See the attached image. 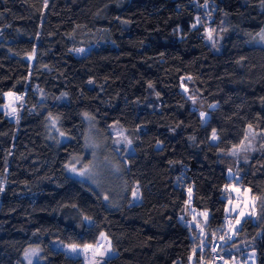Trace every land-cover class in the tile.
<instances>
[{"label": "trees", "instance_id": "obj_1", "mask_svg": "<svg viewBox=\"0 0 264 264\" xmlns=\"http://www.w3.org/2000/svg\"><path fill=\"white\" fill-rule=\"evenodd\" d=\"M263 28L264 0H0V106L22 97L16 121L0 112V264H26L30 248L37 264H87L67 246L101 233L115 253L104 264H201L221 236L218 264L251 250L264 264V140L247 161L229 154L249 125L264 133V46L249 44ZM185 79L200 105L181 92ZM86 118L102 140L118 124L132 142L107 193L67 171L85 157ZM229 172L263 200L235 235ZM189 189L208 214L203 233L181 220Z\"/></svg>", "mask_w": 264, "mask_h": 264}, {"label": "rangeland", "instance_id": "obj_2", "mask_svg": "<svg viewBox=\"0 0 264 264\" xmlns=\"http://www.w3.org/2000/svg\"><path fill=\"white\" fill-rule=\"evenodd\" d=\"M199 24L200 22L197 20L195 26L197 27ZM210 30L212 32L211 40L208 38V33ZM261 32H264V28ZM204 34L206 36V42L209 45L214 46L215 44H217L219 30L216 27V25L213 27L208 26ZM249 44L253 46H264V41H261L258 35L257 37H254L249 42ZM81 49H83V51H79ZM90 49H91L90 47L78 48L73 50V54L76 57H84L90 52ZM181 92L186 97L192 98L193 101L197 103V105L201 104L200 97L193 92L189 79L184 80V83L181 87ZM14 96L21 97L20 95H16V94H14ZM4 97H5V102L2 106H0V112H3L7 116V118H9L11 121L14 122L17 119V114L22 99L13 100V98H10L7 94ZM10 103H12V107L16 108L15 114L12 113V109L10 107H6V105H9ZM202 113L206 114L205 112ZM208 117L209 115L206 114L203 117L201 116V119L203 122H206ZM86 125H87V130L85 137V157L73 159L68 166V170H67L68 174L75 179H78L86 184H89L91 187H93L98 191H101L102 193L113 191L116 188H118L117 183L119 181L118 179H120L119 177L121 175V170L123 168L122 161L125 160L123 157L130 154L133 150L132 142L131 144L128 143L130 138L128 137L126 131L123 128H121L118 124H115L109 128L110 141L107 140L105 141L100 138L93 122L89 118H86ZM49 132L52 140L58 143L64 142L66 140L64 135H61V131L58 127V123L54 119H50ZM125 137L127 139H125ZM245 137H247V139H244L242 141V143L244 144V149L238 150L235 155H230L232 157H235L239 162L242 160L247 161L249 158L252 157V155L261 152V149L263 148L262 144L264 140V133L260 131H256L252 127L251 129H249L248 127L246 130ZM211 142L214 144L217 142V139L214 140L211 136ZM235 148L238 149L239 146ZM233 149L231 150V152L233 151ZM84 165H88L89 167H91L92 172L94 173L91 179L81 177L77 175V173L72 172L70 170V168L74 166L76 167L77 172H79ZM228 178L229 180L232 181V184L231 186L225 189V198L227 199L226 215L229 218L230 217L233 218V220H231L232 222L231 229H233L236 232L240 228L242 221L246 217H249L248 215H245L243 218H240V223L238 225L235 223L236 219L239 218V212L242 209H244L245 199L246 197H253V196L251 195V192L250 193L247 192L248 189H244L239 185V177L236 176L234 172H229ZM233 187L239 188L240 191L239 192L232 191ZM189 190H191V200H189ZM189 190L187 192V202L184 206L181 220L184 224L195 227L199 231V233H203L204 232L203 227L206 225L205 223L206 219L204 216L200 215L199 213H197L196 210L192 208L191 203L193 199V190L192 189ZM135 191H137L139 194L138 190ZM133 200L135 203H138L140 201V194L138 195V198L135 199L133 198ZM262 203L263 200L260 199L256 200L257 210L260 208ZM248 210H251L250 206ZM254 216H256V214ZM254 216H250V217H254ZM193 217H195V219H193ZM85 221L87 224L92 223L90 219H87ZM196 223H202V225L200 226L199 224ZM201 229H203V231H201ZM229 229H227V233L231 235L232 231H230ZM60 245L61 243L59 242L53 243V246L55 248H59ZM30 249H34V248H30ZM239 251L240 249L238 248L236 251L237 254L239 253L238 256L242 255V253H240ZM253 252L255 253L254 257L252 255ZM39 254L36 256H29V257L25 256L24 259L25 263L29 264V259H31L32 264H37L39 262ZM114 254L115 253L113 252V250L112 252L108 253V255L104 257V262L107 259L113 257ZM256 256H257L256 251L251 250L250 252L247 253L246 262H241L238 261L237 258H233L234 261H230L228 264H257Z\"/></svg>", "mask_w": 264, "mask_h": 264}, {"label": "snow or ice", "instance_id": "obj_3", "mask_svg": "<svg viewBox=\"0 0 264 264\" xmlns=\"http://www.w3.org/2000/svg\"><path fill=\"white\" fill-rule=\"evenodd\" d=\"M207 4L204 5L205 8H207ZM197 20H199V17H197ZM193 27H195V25H193ZM259 37L261 41H264V32L259 33ZM208 38L211 40L212 39V32L211 30L208 33ZM79 51H83V49L79 50ZM189 79H191V77H189ZM187 90V89H185ZM7 95L10 98H13V100H20L22 99V97H18V96H14L13 93H7ZM6 107H10L12 109V113L15 114L16 113V108L12 107V103H10L9 105H6ZM206 114L201 113V116H205ZM249 129H251V125H249ZM61 135H63V133H61ZM212 138L214 140L218 139V137L216 136V133L213 132L212 134ZM125 139H127L125 137ZM245 139H247V137H245ZM129 144H131V141H128ZM244 149V144L241 143L239 145V148H235L233 149L232 152H230V155H235L236 152L238 150H242ZM70 170L72 172L77 173V175L81 176V177H85L87 179H91L92 176L94 175V173L92 172L91 167H89L88 165H84L83 168L77 172L76 167H71ZM232 191L235 192H239L240 189L233 187ZM250 189L247 190V192L250 193ZM138 192L137 191H133L132 196L133 198H138ZM105 200L108 199L107 196L104 197ZM259 199V197H246L245 199V203H244V209H242L239 212V218L236 219L235 223L238 225L240 223V218H243L245 215L248 216H254L256 214V200ZM189 200H191V190H189ZM250 206L251 210H248ZM200 215L204 216L205 219L207 218V212L201 213ZM88 217H85V220H87ZM193 219H195V217H193ZM230 231H232L233 235H235V231L233 229H229ZM201 231H203V229H201ZM221 240H224V236L220 237ZM67 250L70 253H74L77 255H83L85 257V260L87 261V264H104V257H106L108 255V253L112 252V246H111V241L108 239V237L104 234L101 233L100 234V238L99 241L95 242V243H86L83 245H79V244H71L67 246ZM40 252L39 248H34V249H29L26 253L25 256L29 257V256H36L38 255ZM91 252V257L88 256V253ZM193 253H195V249H193ZM253 257L255 256V253L253 252ZM29 264H32V260L29 259ZM225 264H228L227 261H225Z\"/></svg>", "mask_w": 264, "mask_h": 264}, {"label": "built area", "instance_id": "obj_4", "mask_svg": "<svg viewBox=\"0 0 264 264\" xmlns=\"http://www.w3.org/2000/svg\"><path fill=\"white\" fill-rule=\"evenodd\" d=\"M227 221L229 218L226 219ZM223 240L215 239L212 242L208 243L207 248L209 249V253L211 255V259L209 261H204L201 264H218L222 262L221 256V248L223 247Z\"/></svg>", "mask_w": 264, "mask_h": 264}, {"label": "crops", "instance_id": "obj_5", "mask_svg": "<svg viewBox=\"0 0 264 264\" xmlns=\"http://www.w3.org/2000/svg\"><path fill=\"white\" fill-rule=\"evenodd\" d=\"M199 214H201V213H199ZM205 223H207V218H206V222ZM199 225H202V223H199ZM231 249L233 250V251H235V249H234V247H231ZM235 253V252H234ZM231 256L233 257V256H235V254H231ZM229 258H230V256H228ZM246 259V258H245ZM228 262V261H227ZM229 263V262H228ZM223 264H225V263H223Z\"/></svg>", "mask_w": 264, "mask_h": 264}]
</instances>
